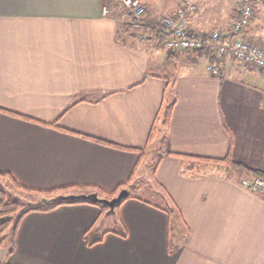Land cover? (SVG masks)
I'll return each instance as SVG.
<instances>
[{
    "label": "crops",
    "instance_id": "1",
    "mask_svg": "<svg viewBox=\"0 0 264 264\" xmlns=\"http://www.w3.org/2000/svg\"><path fill=\"white\" fill-rule=\"evenodd\" d=\"M186 2L195 31L235 20L238 0H140L139 29L113 0H0V180L42 199L130 189L114 214L87 203L28 213L0 264H264V197L226 166L178 157L230 152L264 173V73L227 57L213 75L201 53L168 55L154 28ZM243 32L264 46V2ZM156 139L158 160L145 162ZM151 166L161 205L135 195ZM86 233L102 239L89 246Z\"/></svg>",
    "mask_w": 264,
    "mask_h": 264
},
{
    "label": "built area",
    "instance_id": "2",
    "mask_svg": "<svg viewBox=\"0 0 264 264\" xmlns=\"http://www.w3.org/2000/svg\"><path fill=\"white\" fill-rule=\"evenodd\" d=\"M117 9L128 13L127 23L131 28L139 29L143 23L145 7L133 0H113ZM261 0H238L236 19L227 29H216L209 32L195 31L187 21V15L196 11L195 4L186 2L172 15L162 16L154 28L163 38L164 49L168 55L181 53H201L212 61L209 70L218 75L220 64L230 57L239 64L254 66L264 73V46L248 39L243 30L253 17L254 5ZM103 14L109 13L106 6ZM240 187L264 197V180L261 178H242Z\"/></svg>",
    "mask_w": 264,
    "mask_h": 264
},
{
    "label": "trees",
    "instance_id": "3",
    "mask_svg": "<svg viewBox=\"0 0 264 264\" xmlns=\"http://www.w3.org/2000/svg\"><path fill=\"white\" fill-rule=\"evenodd\" d=\"M261 2H264V0H261ZM234 19H236V17ZM171 113H172V106L171 105H169L163 109L161 121H162V125L164 126V128H167L169 125ZM150 138H152V132L150 134L149 140H150ZM178 157H180L183 161L188 162V163L195 161V162H206V163H212V164L226 166L230 170L231 176L233 178H235L237 181L242 179V178H250V177L261 178L264 180V173L263 172H261L259 170H255V169H250L241 163H237V162L232 161L231 156H230V152L227 155V157H225L223 159H210V158L181 156V155H178ZM3 175L4 174H0V176H3ZM15 187L17 189H20V190L22 189L25 192H32V190H28V189L22 188V187L17 186V185H15ZM124 188H125V185H121L114 192H112L110 194L99 192L100 193L99 196L101 198H112L120 190H122ZM74 189H75L74 187L70 186V187L59 188V189L41 192V194L43 196H45L46 197L45 199H47V200H49L53 197H56L58 195H63V196L81 195V194H77V193L74 194L73 193V191H75ZM87 191H88L87 194H90L92 192H96L97 190L88 188ZM128 197H130V195H128ZM125 199L121 200L118 205H120ZM83 203L97 205V206L105 209V207H103L99 203L90 202L88 200H78L76 198L65 199V200H56V201H48L47 203H43L42 201H40L39 203H36L34 205H26L23 207L16 201L8 200L6 198L4 190L0 187V246H2L4 244L5 232L9 229L12 232H14L15 228L18 225V223L20 222V220L25 215H27L28 213H31V212H47V211L55 209L59 206L83 204ZM171 231H170V234H171ZM117 233L122 237L125 236L124 231L117 232ZM171 237L172 236L170 235L169 244H168V250L169 251H172V242L170 239ZM85 239H86V243L89 246H91V245H94V244L100 242L102 239V236L96 235V234L86 233ZM11 252H12V247L10 248L8 253H11Z\"/></svg>",
    "mask_w": 264,
    "mask_h": 264
},
{
    "label": "rangeland",
    "instance_id": "4",
    "mask_svg": "<svg viewBox=\"0 0 264 264\" xmlns=\"http://www.w3.org/2000/svg\"><path fill=\"white\" fill-rule=\"evenodd\" d=\"M136 1L137 3H140V0H133ZM158 2H162L165 5H162L161 9H167L174 5L175 0H157ZM180 2H184L185 0H178ZM143 5V4H141ZM145 7V5H143ZM181 6V5H180ZM117 8V7H116ZM121 15L126 13V16L123 15L124 20L129 21V16L126 11L119 10L117 9ZM146 10V9H145ZM130 26V25H129ZM131 28V27H130ZM135 29V28H133ZM158 133L161 131V126L158 127L157 129ZM159 142L158 140H154L149 147L147 148V152L145 154V162L149 161L150 163L153 164V162L158 160V155H159ZM197 168L201 169L204 167L202 164H198ZM153 170L154 166H151L148 171L146 172V175L148 176L147 178L145 177V181L141 184V188L135 190V195L138 198H141L143 200H146L150 203L156 204V205H161V198L159 196V192L162 193V190L159 189V187L156 186L154 181L152 180V175H153ZM227 170V168H226ZM143 174V173H142ZM0 187L4 190L6 198L8 200L16 201L18 202L21 206H26V205H34L36 203H39L42 198L36 193H29V192H24V191H16L18 189H14L13 187H8V185H5L2 180H0ZM128 190V188H125ZM130 193V189L128 190ZM106 218H112V215H109V217ZM107 228L112 229L114 227V224L112 223L111 219H107ZM105 227L104 223L102 224L101 228ZM10 230V229H9ZM6 231V236H10V231ZM8 238V237H6ZM7 241V240H6Z\"/></svg>",
    "mask_w": 264,
    "mask_h": 264
},
{
    "label": "water",
    "instance_id": "5",
    "mask_svg": "<svg viewBox=\"0 0 264 264\" xmlns=\"http://www.w3.org/2000/svg\"><path fill=\"white\" fill-rule=\"evenodd\" d=\"M129 195V191L127 189L120 190L114 197L112 198H101L96 193L90 194H81V195H58L49 200L42 199L43 203H47L48 201H56V200H65V199H78V200H88L90 202H95L101 204L103 207L107 208L106 213L114 214L115 207L120 203L121 200L127 198Z\"/></svg>",
    "mask_w": 264,
    "mask_h": 264
}]
</instances>
